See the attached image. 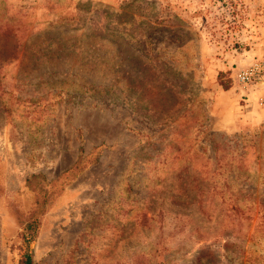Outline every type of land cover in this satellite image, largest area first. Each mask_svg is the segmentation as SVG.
Instances as JSON below:
<instances>
[{"label":"rangeland","instance_id":"1","mask_svg":"<svg viewBox=\"0 0 264 264\" xmlns=\"http://www.w3.org/2000/svg\"><path fill=\"white\" fill-rule=\"evenodd\" d=\"M25 254L264 264V0H0V264Z\"/></svg>","mask_w":264,"mask_h":264},{"label":"trees","instance_id":"2","mask_svg":"<svg viewBox=\"0 0 264 264\" xmlns=\"http://www.w3.org/2000/svg\"><path fill=\"white\" fill-rule=\"evenodd\" d=\"M21 264H35L30 254H25L22 257Z\"/></svg>","mask_w":264,"mask_h":264},{"label":"built area","instance_id":"3","mask_svg":"<svg viewBox=\"0 0 264 264\" xmlns=\"http://www.w3.org/2000/svg\"><path fill=\"white\" fill-rule=\"evenodd\" d=\"M252 74H250L249 72H244L242 74L239 75L240 79L243 81V82H250L251 79H252Z\"/></svg>","mask_w":264,"mask_h":264}]
</instances>
